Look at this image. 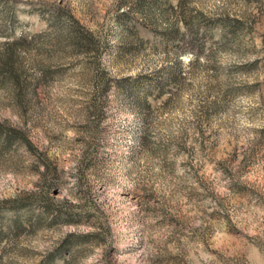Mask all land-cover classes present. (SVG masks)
<instances>
[{"label": "rangeland", "instance_id": "rangeland-1", "mask_svg": "<svg viewBox=\"0 0 264 264\" xmlns=\"http://www.w3.org/2000/svg\"><path fill=\"white\" fill-rule=\"evenodd\" d=\"M9 52L0 264H264V0H0Z\"/></svg>", "mask_w": 264, "mask_h": 264}, {"label": "trees", "instance_id": "trees-1", "mask_svg": "<svg viewBox=\"0 0 264 264\" xmlns=\"http://www.w3.org/2000/svg\"><path fill=\"white\" fill-rule=\"evenodd\" d=\"M7 37L11 36V33H6L5 34ZM21 39H23V37H18V38H13L12 41L13 42H18V40L20 41ZM14 57L13 52H9L8 53V57L6 58H0V69L1 70H5L7 71L9 74L14 73V71L12 72V58ZM15 77V76H14ZM17 83L20 85L22 82L20 80H17Z\"/></svg>", "mask_w": 264, "mask_h": 264}]
</instances>
